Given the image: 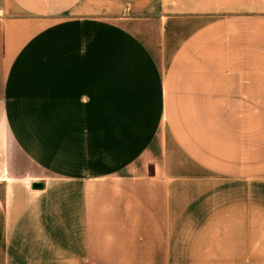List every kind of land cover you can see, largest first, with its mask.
Wrapping results in <instances>:
<instances>
[{
  "label": "crops",
  "instance_id": "0c3cea01",
  "mask_svg": "<svg viewBox=\"0 0 264 264\" xmlns=\"http://www.w3.org/2000/svg\"><path fill=\"white\" fill-rule=\"evenodd\" d=\"M191 177L252 257L264 0H0V264H172Z\"/></svg>",
  "mask_w": 264,
  "mask_h": 264
},
{
  "label": "rangeland",
  "instance_id": "374dc122",
  "mask_svg": "<svg viewBox=\"0 0 264 264\" xmlns=\"http://www.w3.org/2000/svg\"><path fill=\"white\" fill-rule=\"evenodd\" d=\"M173 155L177 160L178 168L192 171L197 173L198 170L192 165V163L182 160L180 155L173 149ZM181 184L179 194V204L182 203V209L174 215V225L172 226V238H173V257L172 264H264V225H254L253 229V256L250 257L249 250L247 249V256L249 259H245L244 250L238 243L230 242L229 236H239L240 230H235L234 227L204 224L197 218V202L196 198L204 196L198 195V191L203 189L204 184L198 186L196 178H178ZM185 187V188H183ZM203 198H201L203 200ZM193 200V204H190ZM190 201V202H189ZM206 204L209 214L212 212L211 199ZM205 201V202H207ZM220 211V210H219ZM223 213V211H221ZM226 213V211H224ZM264 216V209L255 210L254 214H257L260 221L261 215ZM221 235V243L212 242L213 235ZM214 246V248H213ZM220 253L221 256H205L206 254ZM36 253V252H33ZM11 264H45L44 259L31 258L27 256L25 252L21 255L19 250L13 251V256L9 259ZM46 264H51V261L47 260Z\"/></svg>",
  "mask_w": 264,
  "mask_h": 264
},
{
  "label": "water",
  "instance_id": "95a60500",
  "mask_svg": "<svg viewBox=\"0 0 264 264\" xmlns=\"http://www.w3.org/2000/svg\"><path fill=\"white\" fill-rule=\"evenodd\" d=\"M32 186L35 188H41L44 187V181L36 180L32 183Z\"/></svg>",
  "mask_w": 264,
  "mask_h": 264
},
{
  "label": "built area",
  "instance_id": "2783aa9c",
  "mask_svg": "<svg viewBox=\"0 0 264 264\" xmlns=\"http://www.w3.org/2000/svg\"><path fill=\"white\" fill-rule=\"evenodd\" d=\"M129 8V7H128Z\"/></svg>",
  "mask_w": 264,
  "mask_h": 264
}]
</instances>
